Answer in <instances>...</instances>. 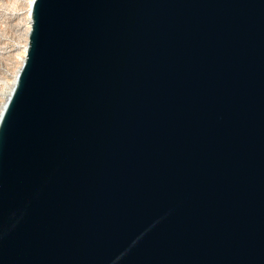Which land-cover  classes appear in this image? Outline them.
Returning a JSON list of instances; mask_svg holds the SVG:
<instances>
[{
	"label": "water",
	"instance_id": "1",
	"mask_svg": "<svg viewBox=\"0 0 264 264\" xmlns=\"http://www.w3.org/2000/svg\"><path fill=\"white\" fill-rule=\"evenodd\" d=\"M0 118V264H264V0H33Z\"/></svg>",
	"mask_w": 264,
	"mask_h": 264
},
{
	"label": "rangeland",
	"instance_id": "2",
	"mask_svg": "<svg viewBox=\"0 0 264 264\" xmlns=\"http://www.w3.org/2000/svg\"><path fill=\"white\" fill-rule=\"evenodd\" d=\"M31 0H0V103L6 82L12 80L20 66ZM29 40V39H28ZM19 54V55H18Z\"/></svg>",
	"mask_w": 264,
	"mask_h": 264
},
{
	"label": "bare ground",
	"instance_id": "3",
	"mask_svg": "<svg viewBox=\"0 0 264 264\" xmlns=\"http://www.w3.org/2000/svg\"><path fill=\"white\" fill-rule=\"evenodd\" d=\"M32 2H33V0H31L30 3H29L28 15H27V18H26V20H27V24H26V36H27V38H26V40H24L25 43L22 45L23 46L22 54H20V55L18 54L19 55L18 58L20 59V66L16 69L15 74L12 77V80H10V82H6L5 83L6 85H5L4 89L1 92L4 100L1 101V103H0V118H1V116L3 114L4 108L6 106V103H7L8 99H9V97L12 94V91H13V89L15 88V86L17 84L18 74H19V72H20V70H21V68H22V66H23V64H24V62L26 61V58H27V53H26L27 52V45L29 43L28 39H29V34H30V31H31V25H32V16L30 14L31 9H32Z\"/></svg>",
	"mask_w": 264,
	"mask_h": 264
}]
</instances>
